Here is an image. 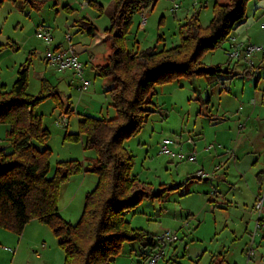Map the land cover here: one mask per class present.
<instances>
[{
	"label": "rangeland",
	"instance_id": "374dc122",
	"mask_svg": "<svg viewBox=\"0 0 264 264\" xmlns=\"http://www.w3.org/2000/svg\"><path fill=\"white\" fill-rule=\"evenodd\" d=\"M37 1L39 8L21 10L11 1L0 6V44L5 46L0 53V90L5 86L10 91L19 68L28 63V94L39 95L43 79L59 92L62 105L51 96L36 107L51 132L47 146L52 149V176L59 161L76 159L88 165L97 158L95 150L86 148L85 134L73 141L65 138L66 133L79 132L85 115L112 118L117 114L108 92L109 79L96 70L112 52L106 29L111 26L114 1L95 0L104 6L103 12L91 0ZM216 2L229 0H182L175 14L171 0H158L144 11L146 27H139L141 12L134 16L127 49L179 45L184 25L194 15L203 26L210 24ZM83 18L97 27V36L80 30L77 22ZM39 31L51 33V45L38 37ZM234 37L263 49L239 63L233 60L240 74L194 75L156 86L152 107L156 112L140 133L124 142L135 156L132 173L148 188L157 192L177 187L166 199L145 198L127 213L133 228L156 237L164 230L177 232L179 241L164 248L158 264H264V0H250L244 21L218 48L203 52L201 62L230 67L228 51ZM71 46L80 56L83 76L48 61ZM83 80L91 85L83 89ZM64 116L67 123H59ZM9 128L0 123V144L6 151L12 150ZM168 137L183 142L186 151L195 148V161L161 154V142ZM200 170L208 176L199 177ZM97 181V174L83 171L64 182L60 215L76 223ZM153 251L150 246L126 242L113 264H148ZM64 262L59 240L39 220L29 225L23 238L0 227V264Z\"/></svg>",
	"mask_w": 264,
	"mask_h": 264
},
{
	"label": "trees",
	"instance_id": "16d2710c",
	"mask_svg": "<svg viewBox=\"0 0 264 264\" xmlns=\"http://www.w3.org/2000/svg\"><path fill=\"white\" fill-rule=\"evenodd\" d=\"M5 1L15 3L21 10L40 6L37 0H0V6ZM113 1L111 26L106 29L112 52L108 62L96 70L112 82L108 92L117 114L112 118L85 115L79 122V132L65 135L66 139L79 141L81 134H85L86 148L97 153L93 163L59 161L54 174L49 175L52 149L47 145L51 132L36 107L51 96L59 106L62 102L59 92L46 79L39 95L28 94V63L19 68L10 91L5 86L0 90V123L10 126L7 138L12 145V150L6 151L0 144V227L22 235L32 220L48 225L65 252L64 264H113L126 242H138L153 250L162 245L153 233L133 228L127 213L145 198L166 199L177 187L166 186L157 192L148 188L132 173L135 156L124 142L140 133L156 112L152 108L156 86L181 77L233 74L230 67L204 65L201 55L218 48L234 27L244 21L250 0L216 2L208 26H203L194 15L184 25L177 46L133 51L127 49L125 41L134 16L153 7L157 0ZM89 3L104 11V6L95 0ZM77 25L91 36L98 35L97 27L86 18ZM4 48L0 44V53ZM83 171L97 174L98 181L85 197L81 217L72 223L60 215L61 186Z\"/></svg>",
	"mask_w": 264,
	"mask_h": 264
},
{
	"label": "built area",
	"instance_id": "2783aa9c",
	"mask_svg": "<svg viewBox=\"0 0 264 264\" xmlns=\"http://www.w3.org/2000/svg\"><path fill=\"white\" fill-rule=\"evenodd\" d=\"M181 1L182 0H172L174 10L179 9ZM144 11L142 12V25H145L147 23V14L144 13ZM38 37L45 39L49 45L52 44L53 37L50 32L39 31ZM230 43L232 50L228 51V55L229 58L232 60L239 59L243 55L245 58L248 59L254 52L263 49L262 46L260 47L253 43L237 41L235 37L230 39ZM48 61L56 65L60 70L73 69L79 76H83L84 74V66L82 62H80L78 54L76 53L73 46H71L67 50L49 56ZM90 85L91 81L83 80V89L87 88ZM66 120L67 118L64 116L61 120H59V123L66 124ZM184 146L185 144L183 142L176 141L175 139L168 137L162 140L160 145V153L169 156L173 160H195V149H192L191 151H186L184 149ZM198 175L199 177L204 178L208 176V174L205 173L203 170H200ZM158 238L161 240L162 245L156 250H154L153 253L148 257V264H158L159 260L164 255V248L179 241V236L177 232L171 230H164L161 234L158 235Z\"/></svg>",
	"mask_w": 264,
	"mask_h": 264
},
{
	"label": "crops",
	"instance_id": "0c3cea01",
	"mask_svg": "<svg viewBox=\"0 0 264 264\" xmlns=\"http://www.w3.org/2000/svg\"><path fill=\"white\" fill-rule=\"evenodd\" d=\"M158 1V0H157ZM157 1H156V3H157ZM172 1V0H171ZM196 1V0H195ZM155 3V4H156ZM172 9V11L175 13V14H177V12H178V10H174L173 8H171ZM142 13V12H141ZM147 26V23L145 24V25H142L141 24V22L139 23V27L140 28H144V27H146ZM248 42H250V39L248 40ZM250 43H252V42H250ZM78 57H79V60H80V56H79V54H78ZM244 59H247V58H245L244 57V55L242 56ZM242 57H240L239 59H238V62L237 63H239V61L242 59ZM246 61V60H245ZM100 65V64H99ZM104 65V64H103ZM229 65H230V69H231V71L233 72V74H240V72L237 70V66L236 65H234L233 64V60L232 59H230V61H229ZM96 66H98V65H96ZM233 66V67H232ZM69 70H72V71H74L73 69H69ZM75 72V71H74ZM76 73V72H75ZM233 74H231V75H233ZM112 86V82H111V80L109 79V88ZM108 88V89H109ZM184 148H185V146H184ZM192 149H195V148H189V150L188 151H191ZM195 151H196V149H195ZM195 161V160H194ZM206 181H208L209 180V178H206L205 179ZM97 184V183H96ZM32 222H34V220H32L31 222H29L28 224H27V226H26V228H25V230H24V232H23V234L22 235H19V236H21V238H23V236H25L26 235V232H27V230H28V227H29V225L32 223ZM156 235V234H155ZM45 242V241H44ZM164 255H165V253H164ZM163 255V256H164Z\"/></svg>",
	"mask_w": 264,
	"mask_h": 264
}]
</instances>
